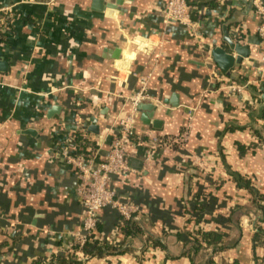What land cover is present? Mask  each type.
Returning <instances> with one entry per match:
<instances>
[{"label": "crops", "instance_id": "obj_1", "mask_svg": "<svg viewBox=\"0 0 264 264\" xmlns=\"http://www.w3.org/2000/svg\"><path fill=\"white\" fill-rule=\"evenodd\" d=\"M166 1L132 0L105 16L91 0H0V264L66 255L84 210L63 154L86 141L104 160L115 118L131 113L127 98L141 80L151 101L136 108L130 172L112 176L110 188L161 242L142 264H264V248L252 245L256 227L264 229V199L250 205L231 176L264 195L258 17L250 0H188L189 30L165 20ZM224 27L232 41L241 32L246 58L229 51ZM214 47L242 57L229 76L211 61ZM233 74L250 83L240 93L222 89ZM119 222L115 210H101L99 239L119 244ZM194 232L224 236L225 248L212 254L202 241L195 249ZM142 239L83 264H138Z\"/></svg>", "mask_w": 264, "mask_h": 264}, {"label": "built area", "instance_id": "obj_2", "mask_svg": "<svg viewBox=\"0 0 264 264\" xmlns=\"http://www.w3.org/2000/svg\"><path fill=\"white\" fill-rule=\"evenodd\" d=\"M250 2L254 13L258 17L256 35L262 52L260 62L264 66V2L262 0H250ZM163 15L168 22H174L189 30H194V24L190 18L188 0H167ZM233 41L237 44L243 43L242 34L238 29L233 31ZM263 78L264 73L262 71L260 76L254 79L253 82H260ZM222 82L225 83L222 89L231 93H240L250 84L249 82L244 85L236 84L228 78H223ZM145 101H151V96L148 93L146 80H141L139 89L127 98L131 113L119 115L115 118V134L109 143V152L104 160H99L90 151V148L79 152L83 141L77 143V149L73 152L63 154L65 161L77 177L76 194L84 210L81 231L73 235L66 254L71 252V246L74 243L82 246L89 235L93 234L98 225V213L103 209L115 210L120 221L138 219L137 207L131 202L120 200L115 191L110 188V183L112 176L115 174L130 172L127 164V159L130 155L128 146L130 143L132 144L131 141L136 137L134 128L135 112L138 105ZM76 105L78 106V104ZM80 132H83V129ZM179 137L181 142H185L187 140V131H184ZM150 143L156 146L158 140L152 137ZM79 256L81 257V254Z\"/></svg>", "mask_w": 264, "mask_h": 264}, {"label": "trees", "instance_id": "obj_3", "mask_svg": "<svg viewBox=\"0 0 264 264\" xmlns=\"http://www.w3.org/2000/svg\"><path fill=\"white\" fill-rule=\"evenodd\" d=\"M200 4L213 6L214 0H190V5ZM231 80L234 83L240 85H244L246 83L244 78L241 75L237 74L231 75ZM87 147L88 143L86 141L83 142L79 152L84 151ZM231 176L236 183V187L244 190L250 196V205H257L258 201L264 199V195L260 194L253 187L249 180L233 173ZM258 210L261 211L260 209ZM119 228L123 236V240L119 244L114 245L108 240L99 239L98 234L100 232V228L99 225H97L93 234L89 235L86 242L82 246L78 243H74L71 246V252H69L65 256H57L53 254L49 257L36 259L33 264H83L84 262L93 258H104L106 256L122 254L128 250L125 245L129 241L140 237L143 238V246L139 254L136 256V259L138 261V264H142L144 251L149 245L162 246L159 239H153L149 235H147L142 222L139 219H131L128 221L121 220L119 222ZM191 237L195 249L201 248L202 241L205 247H211L213 249L212 254H215L225 248L222 242L224 236L215 233L194 232ZM252 243L253 249L256 247L264 248V229H262L260 226H257L255 229ZM79 254H81V257L79 256ZM207 264H214L212 258L207 261Z\"/></svg>", "mask_w": 264, "mask_h": 264}, {"label": "water", "instance_id": "obj_4", "mask_svg": "<svg viewBox=\"0 0 264 264\" xmlns=\"http://www.w3.org/2000/svg\"><path fill=\"white\" fill-rule=\"evenodd\" d=\"M131 1L132 0H91L90 9L94 12L104 13L105 16H112L113 11L116 10L118 6L123 3L127 4ZM223 33V42L227 45L229 51L242 54V56L245 57V54L241 51V47L234 43L229 37L226 27L223 28ZM209 56L213 64H215V66L226 76H229L231 70H233L235 66H239L242 62V57L234 58L226 49L222 47H214L210 51ZM0 66H3V64L0 63ZM54 111L55 109L51 112ZM90 130L96 131V127L91 126ZM28 133L32 134V132Z\"/></svg>", "mask_w": 264, "mask_h": 264}]
</instances>
